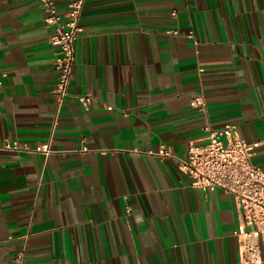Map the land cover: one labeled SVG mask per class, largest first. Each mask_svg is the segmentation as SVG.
<instances>
[{
  "label": "crops",
  "instance_id": "0c3cea01",
  "mask_svg": "<svg viewBox=\"0 0 264 264\" xmlns=\"http://www.w3.org/2000/svg\"><path fill=\"white\" fill-rule=\"evenodd\" d=\"M45 16L0 0V144L52 150H0V264H239L235 197L178 160L235 125L264 170V0H85L61 106Z\"/></svg>",
  "mask_w": 264,
  "mask_h": 264
},
{
  "label": "built area",
  "instance_id": "2783aa9c",
  "mask_svg": "<svg viewBox=\"0 0 264 264\" xmlns=\"http://www.w3.org/2000/svg\"><path fill=\"white\" fill-rule=\"evenodd\" d=\"M38 1L46 15L44 18L46 28L52 29L48 40L55 49L56 56L54 61L56 81L52 88V96L61 106L69 96L74 75L75 43L81 32L79 20L85 0L71 2L68 11L63 15L58 12L55 0ZM187 37L193 39V32H189ZM77 98L85 109L89 110L92 103L91 94L79 95ZM191 107L206 113L207 105L203 95H195ZM55 124L57 123L54 122V126ZM204 131L206 142L198 146L191 144L187 159L178 160L179 167L193 188L204 192L220 189L235 197L240 216V224L234 231L238 240L239 264H264V170L252 162L253 151L260 143H248L240 136L235 125L213 128L208 123ZM0 150L45 156L52 152L50 143L36 147L28 145L19 147L16 142H5L0 144ZM157 155L162 158L172 156L170 150L164 146L159 149ZM25 260L26 247L23 244L16 251L11 264H26Z\"/></svg>",
  "mask_w": 264,
  "mask_h": 264
}]
</instances>
